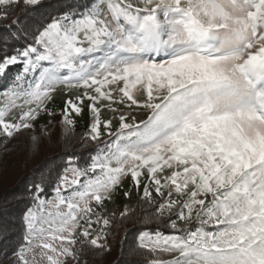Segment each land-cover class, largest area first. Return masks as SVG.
I'll list each match as a JSON object with an SVG mask.
<instances>
[{"label": "snow or ice", "instance_id": "snow-or-ice-1", "mask_svg": "<svg viewBox=\"0 0 264 264\" xmlns=\"http://www.w3.org/2000/svg\"><path fill=\"white\" fill-rule=\"evenodd\" d=\"M40 3L0 0V19ZM18 63L0 92V157L42 114L55 117L60 90L61 123L73 131L87 109L96 148L84 166L67 161L51 199L34 184L12 264L111 252L116 213H104L119 189L173 230H141L129 264H264V0H92L0 57V76Z\"/></svg>", "mask_w": 264, "mask_h": 264}, {"label": "trees", "instance_id": "trees-1", "mask_svg": "<svg viewBox=\"0 0 264 264\" xmlns=\"http://www.w3.org/2000/svg\"><path fill=\"white\" fill-rule=\"evenodd\" d=\"M91 2L92 0H41L39 5L27 9L21 4L10 13L8 19H0V57L5 53L15 54L16 49H23L32 44L36 30L50 22L53 17L62 15L68 10L81 11ZM22 67L19 63L11 65L5 75L0 76V92L11 87ZM67 98L63 90L58 91L54 102L49 104V108L56 112L55 117L42 114L34 122V130H25L35 135L40 133L48 136L57 135L56 140H59V145L43 155L40 163L31 165V161L28 160L24 164H19L12 158L11 153L0 157V264H12L13 253L22 242L24 235L22 217L27 208L32 206L34 184L42 183L44 192L40 194L41 197L51 199L55 195L58 175L67 166V161L75 159L80 166H84L89 156L95 154V142L84 140L91 123L87 109L81 116L73 114L71 117L76 120L73 131L67 132L61 123L60 113ZM124 186L132 188L130 178ZM125 205L135 208L136 211L130 219L121 220L119 214ZM154 208V205L149 206L141 201L134 189L130 199L123 196V189H119L115 203H108L107 211L104 213L105 215L116 213L108 236L111 252L97 255L96 252L89 250L82 260L87 261V264H129L130 259L133 258L127 256L128 249L135 246L136 237L141 230H159L166 235L173 234V230L165 226L169 218L166 216L164 220H157L153 214ZM172 218L175 216L173 215ZM138 259L139 264H149L151 255Z\"/></svg>", "mask_w": 264, "mask_h": 264}, {"label": "rangeland", "instance_id": "rangeland-1", "mask_svg": "<svg viewBox=\"0 0 264 264\" xmlns=\"http://www.w3.org/2000/svg\"><path fill=\"white\" fill-rule=\"evenodd\" d=\"M62 134L64 135V133ZM32 135H35V133H28V131H23L21 134H19V139L14 140L9 144V148L11 149V151H9L8 153H11L10 155H12V158L15 161L19 162V164H24L29 160L31 161V165H36L42 161L43 155H46L48 151L50 152L51 149H55L56 146L59 145V140H56V134H54L53 136H51L50 134L48 136L47 134L40 133L36 135L39 138L38 145L35 149H33L31 147L30 139ZM9 176L10 174L7 175V177ZM128 179L129 178L125 179L123 183H125Z\"/></svg>", "mask_w": 264, "mask_h": 264}]
</instances>
